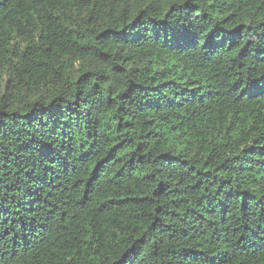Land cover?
Listing matches in <instances>:
<instances>
[{"label": "trees", "instance_id": "trees-1", "mask_svg": "<svg viewBox=\"0 0 264 264\" xmlns=\"http://www.w3.org/2000/svg\"><path fill=\"white\" fill-rule=\"evenodd\" d=\"M0 264H264V0H0Z\"/></svg>", "mask_w": 264, "mask_h": 264}]
</instances>
